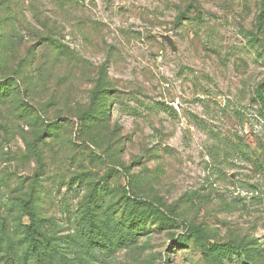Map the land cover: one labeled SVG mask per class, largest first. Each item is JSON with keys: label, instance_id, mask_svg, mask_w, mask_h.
Instances as JSON below:
<instances>
[{"label": "rangeland", "instance_id": "1", "mask_svg": "<svg viewBox=\"0 0 264 264\" xmlns=\"http://www.w3.org/2000/svg\"><path fill=\"white\" fill-rule=\"evenodd\" d=\"M0 264H264V2L0 0Z\"/></svg>", "mask_w": 264, "mask_h": 264}, {"label": "trees", "instance_id": "2", "mask_svg": "<svg viewBox=\"0 0 264 264\" xmlns=\"http://www.w3.org/2000/svg\"><path fill=\"white\" fill-rule=\"evenodd\" d=\"M262 1L264 2V0H262ZM84 119H85V118H84ZM188 233H189V234H193V235H200V234H201L200 230H199V229H196V228H190V229L188 230ZM211 247L214 248V247H216V245H211ZM32 252H33L34 254H36V251H35V245L32 246Z\"/></svg>", "mask_w": 264, "mask_h": 264}]
</instances>
